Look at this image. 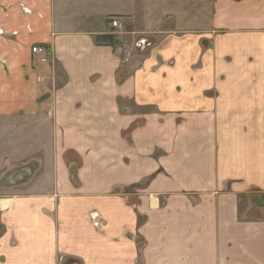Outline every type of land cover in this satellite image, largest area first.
<instances>
[{"label": "crops", "instance_id": "crops-1", "mask_svg": "<svg viewBox=\"0 0 264 264\" xmlns=\"http://www.w3.org/2000/svg\"><path fill=\"white\" fill-rule=\"evenodd\" d=\"M219 4L145 46L134 0H0V120L59 152L0 191V264H264V0Z\"/></svg>", "mask_w": 264, "mask_h": 264}, {"label": "rangeland", "instance_id": "rangeland-1", "mask_svg": "<svg viewBox=\"0 0 264 264\" xmlns=\"http://www.w3.org/2000/svg\"><path fill=\"white\" fill-rule=\"evenodd\" d=\"M212 1L215 16L220 0ZM232 4L229 13H236L235 4ZM210 11V0H134L135 19L130 24H122L117 29L120 34L116 35L130 45L145 37L147 46L160 37L157 31L163 29L180 33L203 32L209 27L205 14ZM215 26L216 22L213 23L214 30L217 29ZM52 125L44 120H37V124L27 119L0 120V191L55 186V161L59 152L51 132Z\"/></svg>", "mask_w": 264, "mask_h": 264}, {"label": "built area", "instance_id": "built-area-1", "mask_svg": "<svg viewBox=\"0 0 264 264\" xmlns=\"http://www.w3.org/2000/svg\"><path fill=\"white\" fill-rule=\"evenodd\" d=\"M111 25L116 27V26H119V23L116 19H113L111 21ZM32 53H44L45 52V49L42 47V46H38V45H34L32 46V49H31Z\"/></svg>", "mask_w": 264, "mask_h": 264}, {"label": "trees", "instance_id": "trees-1", "mask_svg": "<svg viewBox=\"0 0 264 264\" xmlns=\"http://www.w3.org/2000/svg\"><path fill=\"white\" fill-rule=\"evenodd\" d=\"M98 42H108L110 44H115V38L113 35H103L96 39Z\"/></svg>", "mask_w": 264, "mask_h": 264}]
</instances>
